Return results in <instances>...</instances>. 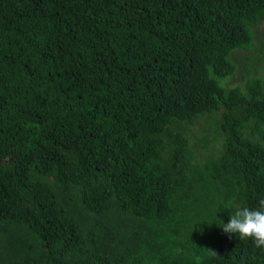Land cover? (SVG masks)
<instances>
[{
	"label": "trees",
	"instance_id": "obj_1",
	"mask_svg": "<svg viewBox=\"0 0 264 264\" xmlns=\"http://www.w3.org/2000/svg\"><path fill=\"white\" fill-rule=\"evenodd\" d=\"M262 21L264 0H0V264H264L220 227L264 198V67L222 84L234 52L264 62Z\"/></svg>",
	"mask_w": 264,
	"mask_h": 264
},
{
	"label": "clouds",
	"instance_id": "obj_2",
	"mask_svg": "<svg viewBox=\"0 0 264 264\" xmlns=\"http://www.w3.org/2000/svg\"><path fill=\"white\" fill-rule=\"evenodd\" d=\"M197 224H193L192 229ZM220 227L230 237L250 239L256 247L264 248V198L258 201L256 208L236 207L228 221L222 222Z\"/></svg>",
	"mask_w": 264,
	"mask_h": 264
},
{
	"label": "rangeland",
	"instance_id": "obj_3",
	"mask_svg": "<svg viewBox=\"0 0 264 264\" xmlns=\"http://www.w3.org/2000/svg\"><path fill=\"white\" fill-rule=\"evenodd\" d=\"M257 35V40H259L260 36L264 34V21H262L258 28L254 31ZM251 56V54L245 53L243 51H236L231 56L232 61L236 65V70L234 74L226 79L225 81H222V84L224 87H230L238 85L243 89L245 79L247 78V74L242 69L244 66H248L247 68L250 69L251 74L254 76H261L262 75V68L264 67V62L260 65L253 64L254 61L250 60L248 62L245 61V57ZM216 119V117L214 118ZM209 119L206 116L198 117L194 120L192 125H189L186 127V133L188 136V139L190 140V145L194 143V137H198L201 135V129L205 127L208 124L215 123L216 120ZM192 148V147H191Z\"/></svg>",
	"mask_w": 264,
	"mask_h": 264
}]
</instances>
